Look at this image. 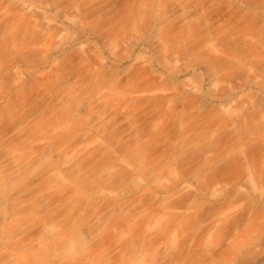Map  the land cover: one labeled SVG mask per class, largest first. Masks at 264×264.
<instances>
[{
  "label": "rangeland",
  "instance_id": "1",
  "mask_svg": "<svg viewBox=\"0 0 264 264\" xmlns=\"http://www.w3.org/2000/svg\"><path fill=\"white\" fill-rule=\"evenodd\" d=\"M0 264H264V0H0Z\"/></svg>",
  "mask_w": 264,
  "mask_h": 264
}]
</instances>
